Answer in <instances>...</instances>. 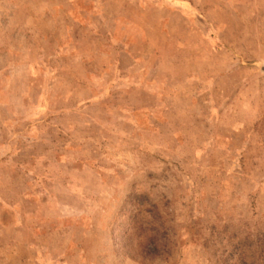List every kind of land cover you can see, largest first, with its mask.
I'll use <instances>...</instances> for the list:
<instances>
[{"label":"rangeland","instance_id":"1","mask_svg":"<svg viewBox=\"0 0 264 264\" xmlns=\"http://www.w3.org/2000/svg\"><path fill=\"white\" fill-rule=\"evenodd\" d=\"M0 264H264V0H0Z\"/></svg>","mask_w":264,"mask_h":264},{"label":"trees","instance_id":"2","mask_svg":"<svg viewBox=\"0 0 264 264\" xmlns=\"http://www.w3.org/2000/svg\"><path fill=\"white\" fill-rule=\"evenodd\" d=\"M154 244L157 245V243H154ZM152 249L155 251V248L154 247ZM158 252H159V249H158Z\"/></svg>","mask_w":264,"mask_h":264}]
</instances>
